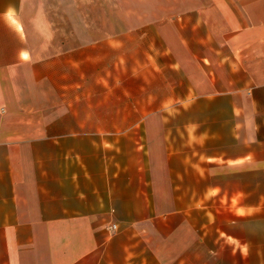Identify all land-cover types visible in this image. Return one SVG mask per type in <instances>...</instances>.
I'll return each mask as SVG.
<instances>
[{
	"label": "crops",
	"instance_id": "obj_1",
	"mask_svg": "<svg viewBox=\"0 0 264 264\" xmlns=\"http://www.w3.org/2000/svg\"><path fill=\"white\" fill-rule=\"evenodd\" d=\"M0 0V264H264V0Z\"/></svg>",
	"mask_w": 264,
	"mask_h": 264
},
{
	"label": "rangeland",
	"instance_id": "obj_2",
	"mask_svg": "<svg viewBox=\"0 0 264 264\" xmlns=\"http://www.w3.org/2000/svg\"><path fill=\"white\" fill-rule=\"evenodd\" d=\"M121 2V9L114 10L112 9L111 4V20H116V18H127L133 20L140 19L142 17V13L139 9L142 4H144L143 0H119ZM148 5L154 4L155 0H146Z\"/></svg>",
	"mask_w": 264,
	"mask_h": 264
}]
</instances>
